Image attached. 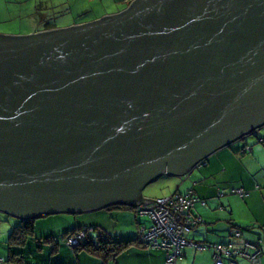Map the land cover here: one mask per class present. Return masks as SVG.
I'll return each instance as SVG.
<instances>
[{
  "label": "water",
  "instance_id": "water-1",
  "mask_svg": "<svg viewBox=\"0 0 264 264\" xmlns=\"http://www.w3.org/2000/svg\"><path fill=\"white\" fill-rule=\"evenodd\" d=\"M264 126V0H134L0 34V212L153 200L141 190Z\"/></svg>",
  "mask_w": 264,
  "mask_h": 264
},
{
  "label": "crops",
  "instance_id": "crops-1",
  "mask_svg": "<svg viewBox=\"0 0 264 264\" xmlns=\"http://www.w3.org/2000/svg\"><path fill=\"white\" fill-rule=\"evenodd\" d=\"M132 1L134 0H124V2L128 6ZM39 31L40 30L35 29L33 33H37ZM259 129L254 136L258 134ZM260 138L262 137L258 138V142H260ZM263 142L264 138H262V141L260 143ZM244 146L247 147V145ZM255 150V147H250L251 154H253ZM242 154L249 153L242 151ZM209 160L210 159H207L206 166L209 165ZM247 161L254 162L255 159L253 157L252 159H249ZM192 174L193 172H190L185 177L171 176L166 174L161 175L156 180L164 178L165 180L160 183V186L168 185L169 188L167 190L163 189L162 191H158L156 196L143 197V189L141 190V196L150 200L157 197L169 195L173 192L184 194L187 190H192L200 198L211 199L207 201V204L205 206L197 204L194 207L193 213L198 214L201 217L202 222L194 226L188 233L186 238L191 244L186 245L182 249V256L176 261V264H213L212 249H198L195 244L202 242L204 244L224 243L228 240L230 232L234 230L233 226L242 229V237L247 240H255L259 237L264 239V163H260L257 161L256 165L253 166V169H250L247 171V173H245L244 177H246V179L241 178V180L237 184L234 183L226 186L217 185L218 188H215L214 185L210 182V177H213V173H206L205 176H200L203 179L200 183L191 181ZM233 187H235L236 189L242 188L248 192L245 197L240 198V204L244 207L243 209L245 211L238 216L234 215L233 198L227 197L226 199H221L225 195H227L229 189ZM219 191H222L223 193V195L220 197L218 196ZM98 211L105 212L104 214L106 216V220H108V223L112 226H109L110 228H108L106 227V225L96 220L88 223L87 225L96 227V230L91 231L88 235V238L95 242L98 237L101 239H109L110 241L133 240L136 236L137 227L140 223H143L146 226L149 225V220L147 221L146 217H136L135 211L130 206L111 205L106 208H102L96 211H89L86 213ZM245 212L247 213L245 214ZM79 214L83 213L67 215L76 216ZM46 216L39 217L46 218L44 219V221H37L39 220V218L34 219V229L37 227L38 223L42 225L41 223L46 222L45 224L51 226L52 223L55 222H53L54 218L49 219ZM11 217L12 216H10V218ZM11 219L13 220L9 221L11 226L9 225L5 233H10L14 226L23 221L15 217H12ZM63 225L64 227L60 231L49 228L48 231L40 233V237L38 239L50 238L51 240L42 241L43 244H38L39 248L36 252L40 255H44L45 260L32 263L27 262V264H164L165 251L160 249H148L136 243L131 244L125 250H123L122 252H118L113 257H111L110 255H105V253L99 251L90 252L84 249L66 256L65 254L60 253L61 248H63L64 242L62 243L61 241H59L57 239V236H61L62 240H64L66 233L76 230L78 227H83L86 224L79 221L77 217H74L71 222L65 219ZM0 242L6 244V240L2 241L1 235ZM23 247H21L20 250L19 248H13L12 251L19 252L24 255ZM4 255L5 254L1 253L0 257L6 259L7 253L5 256ZM64 257H68L70 259L67 261ZM259 258L260 264H264V245L262 247ZM7 264L15 263L10 262ZM237 264L250 263L245 260L239 259L237 260Z\"/></svg>",
  "mask_w": 264,
  "mask_h": 264
},
{
  "label": "rangeland",
  "instance_id": "rangeland-1",
  "mask_svg": "<svg viewBox=\"0 0 264 264\" xmlns=\"http://www.w3.org/2000/svg\"><path fill=\"white\" fill-rule=\"evenodd\" d=\"M127 7L128 5L124 0H0V34L27 35L33 33L35 29L43 31L45 25L53 27L54 29L66 28L71 25L88 23L105 15L119 13ZM259 137L264 138V126L259 129L256 136H246L242 140H238L218 149L208 156L207 159H210L209 165L205 167H195L191 171V173L193 172L191 181L200 183L203 180L200 176H205L206 173H213V177H210V182L216 188L217 185L226 186L234 183L237 184L241 178L246 179V177H244L245 173L253 169L257 161L264 163V142H258ZM244 145H247V147ZM250 147H255L256 149L253 154H251L250 151H247L249 154H242L245 148L249 149ZM253 157L255 159L254 162L247 161ZM164 180V178H160L145 186L142 190V196H156L158 191H162L163 189L167 190L169 188L168 185L160 186V183ZM233 189L236 188L233 187L229 189L228 194L221 199L232 197L234 215L238 216L245 210L240 204V197L237 194H231ZM166 196L168 195L163 197ZM209 200L211 199L208 198V201ZM92 213H83L76 216L67 214L46 216L49 219L54 218L53 222H55L52 223V227L45 224L46 222L41 223L42 225H40V223L37 224V227L34 229V235L29 238L28 242L23 247V256L26 262L32 263L45 260L44 255H40L36 252L38 251L37 249L39 248L38 244L40 241L42 243V239H38L40 233L48 231L49 228L60 231L64 227L63 224L65 219L71 222L74 217H77L79 221L86 224L84 225L85 227H89L87 224L93 220L103 223L108 228L112 226L108 223V220H106L105 212L98 211ZM246 213L247 212H245V214ZM11 218L0 212V235L2 241H5L9 235V233L5 232L10 225L9 221H13ZM44 219L46 218H39L37 221H44ZM57 239L62 243L64 242L61 236H57ZM1 253L5 255L7 253L6 244L3 242H0V254ZM60 253L68 256L72 254V250L64 244ZM64 258L67 261L70 259L68 257Z\"/></svg>",
  "mask_w": 264,
  "mask_h": 264
},
{
  "label": "built area",
  "instance_id": "built-area-1",
  "mask_svg": "<svg viewBox=\"0 0 264 264\" xmlns=\"http://www.w3.org/2000/svg\"><path fill=\"white\" fill-rule=\"evenodd\" d=\"M243 151H250V149L245 148ZM204 164L205 159L199 161L196 167ZM232 192L239 196L245 194L242 189ZM151 200L153 201L146 204L141 202L134 206L137 217H146L149 220L148 226L138 225V243L149 248L164 250L166 252L164 264H176V261L182 256V249L191 244L186 238L190 227L200 220V217H194L191 211L197 204L204 206L205 201L198 198L192 190H188L184 194L171 193L166 197H157ZM84 234V231H77L66 237V244L69 247L78 246ZM234 238L242 243L240 251L234 248L232 239L224 244L196 243L195 246L198 249H212L213 264H236L232 260L235 257L244 258L251 264H259L260 250L257 246L243 241L237 231L233 232ZM0 264H3L2 258H0Z\"/></svg>",
  "mask_w": 264,
  "mask_h": 264
},
{
  "label": "trees",
  "instance_id": "trees-1",
  "mask_svg": "<svg viewBox=\"0 0 264 264\" xmlns=\"http://www.w3.org/2000/svg\"><path fill=\"white\" fill-rule=\"evenodd\" d=\"M51 30H55V29L53 27L45 25V28H44L43 31H51ZM43 31L40 30L39 32H43ZM255 134H256V132L254 133V135ZM260 139H261L260 140V142H261L262 138H260ZM244 152H247V151H244ZM206 164H207V160H205V164L200 166V167H204V166H206ZM240 189H242V188H240ZM233 190H236V189H233ZM242 190L244 191L245 194L243 196H239L238 195L240 198L245 197L247 195V193H248L244 189H242ZM232 191H231V193L235 194ZM173 193H177V192H173ZM218 194H222L223 195L222 191H219ZM198 198H200V197H198ZM200 199L205 201V205L207 204L208 199H203V198H200ZM198 205H200V204H198ZM132 209L134 210V207H132ZM191 212H192V215L194 217L199 216L198 214H194L193 213V209H192ZM136 217H137V215H136ZM201 222H202V219L200 217V220L195 222V224L190 227V231H191V229L194 226L198 225ZM140 224H143V223H140ZM233 228H234V230H232L230 232V236H229L228 240L226 242H224V243H227V242H229L232 239L234 248H236L238 251H240L242 249V243L239 240H237L236 238L233 239V232L237 231V232H239L240 238H242L243 241L251 243V244H255L257 246V248L260 250V253H261L262 247L264 245V239L263 238L259 237V238H256L255 240H247V239L242 237V234H241L242 229H240L239 227L237 228L236 226H233ZM137 229H138V227H137ZM94 230H96V227H93V226L78 227L76 230L70 231V232L65 234L64 244L67 247H69L66 244V237L76 233L77 231H84L85 234H84L83 238L80 240L79 245L76 246V247H69L72 250V253H76L77 251H80V250L84 249V250H88L90 252H98L99 251V252L105 253V255H110L111 257H113L115 254H117L118 252H122L123 250H125L127 247H129L133 243H136V244H138V245H140L142 247L148 248V249H153V248H149V247H146V246L138 243L137 232H136L135 238L133 240H129V241H110L109 239H101V238L98 237L96 239V242H95V241L90 240V238H88L89 233L91 231H94ZM33 233H34V219L23 220L18 225L14 226L12 228V230L10 231V233H9L7 239H6V245H7L6 247H7V251H8L6 259H4L3 257H0L3 260V264H7V263H10V262L11 263H15V264H19V263L27 264V262L24 259V256L21 253H19V252L12 251V249L13 248H19V250H20V248L23 247L27 243L29 238L34 235ZM42 241H51V240H50V238H43ZM40 243H41V241H40ZM224 243H218V244H224ZM206 244L207 245H214V244H211V243H206ZM160 250H162V249H160ZM165 256H166V252H165ZM259 256H260V254H259ZM239 259H242V260L246 261V259L241 258V257L232 258V260L236 264H237V260H239ZM259 261H260V258H259ZM164 262H165V259H164Z\"/></svg>",
  "mask_w": 264,
  "mask_h": 264
}]
</instances>
